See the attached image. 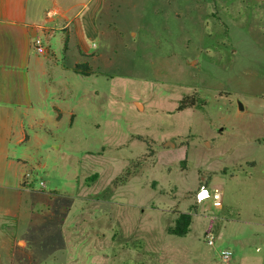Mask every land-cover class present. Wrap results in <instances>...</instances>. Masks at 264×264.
Returning <instances> with one entry per match:
<instances>
[{"label":"rangeland","instance_id":"374dc122","mask_svg":"<svg viewBox=\"0 0 264 264\" xmlns=\"http://www.w3.org/2000/svg\"><path fill=\"white\" fill-rule=\"evenodd\" d=\"M103 2L51 37L49 90L0 158V264H264V0Z\"/></svg>","mask_w":264,"mask_h":264},{"label":"crops","instance_id":"0c3cea01","mask_svg":"<svg viewBox=\"0 0 264 264\" xmlns=\"http://www.w3.org/2000/svg\"><path fill=\"white\" fill-rule=\"evenodd\" d=\"M103 4V0H0V158L6 159L8 167L14 162L8 158L12 145L27 140L30 110L39 107L41 94L49 90L46 86L44 91L39 87L37 73L42 56L51 55L57 60L51 37L62 32L69 40L72 25L76 22L87 25ZM87 6H90L89 15L80 18ZM36 37L42 39L41 51L33 46ZM49 61L53 62L52 59ZM54 65L58 66V63ZM71 67L63 65L65 70H71ZM53 106L59 117V106ZM21 170L20 167V176ZM14 187L21 195L24 188Z\"/></svg>","mask_w":264,"mask_h":264},{"label":"trees","instance_id":"16d2710c","mask_svg":"<svg viewBox=\"0 0 264 264\" xmlns=\"http://www.w3.org/2000/svg\"><path fill=\"white\" fill-rule=\"evenodd\" d=\"M67 41H68V35H65L64 46H67ZM71 70L77 74H83V75H90L94 73L92 66L88 62H83V63L76 62L71 67ZM204 104H205L204 101H201L197 93L194 91L190 95L189 94L184 95L179 100L176 110H183L185 108L193 107L195 105L203 106ZM71 118H73V114L71 115ZM180 163L184 165L186 163V160L184 159ZM97 176H98L97 173H93L87 178V180L88 181L94 180ZM127 177H128V173L126 172L122 177H120L117 180L124 182L125 180H127ZM191 221H192L191 213L189 211H181L177 214L173 225L168 227V232L173 235L184 236L188 233L190 229Z\"/></svg>","mask_w":264,"mask_h":264},{"label":"built area","instance_id":"2783aa9c","mask_svg":"<svg viewBox=\"0 0 264 264\" xmlns=\"http://www.w3.org/2000/svg\"><path fill=\"white\" fill-rule=\"evenodd\" d=\"M49 13L52 14L53 11L50 10ZM33 46H34L37 50L41 51V50L43 49L42 39H41L40 37H36V38H34V40H33ZM206 190H208V189L206 188ZM203 191H204V188H202L201 190H199V191L196 193V198H197L198 201L203 200V199H205V198H207V197L210 196V192H209V190H208L207 195H209V196H207V197L204 198L205 194L202 195V192H203ZM214 197L219 198V197H220L219 193H218V192H215V193H214ZM216 202H217V201H216ZM205 239H206L207 244H209V245H213V244H214V235H213V233H212L211 231H207V232L205 233ZM230 256H231V252L228 251V250H224V251H222V253H221V258H222L223 260H228V259L230 258Z\"/></svg>","mask_w":264,"mask_h":264},{"label":"water","instance_id":"95a60500","mask_svg":"<svg viewBox=\"0 0 264 264\" xmlns=\"http://www.w3.org/2000/svg\"><path fill=\"white\" fill-rule=\"evenodd\" d=\"M137 104H139V102ZM240 108H242V105H240ZM164 144L165 145H174V143L172 141H167Z\"/></svg>","mask_w":264,"mask_h":264},{"label":"bare ground","instance_id":"6f19581e","mask_svg":"<svg viewBox=\"0 0 264 264\" xmlns=\"http://www.w3.org/2000/svg\"><path fill=\"white\" fill-rule=\"evenodd\" d=\"M207 193H208V190H206V188H204V191L202 192V195L205 194L204 198L209 196V195H207Z\"/></svg>","mask_w":264,"mask_h":264}]
</instances>
